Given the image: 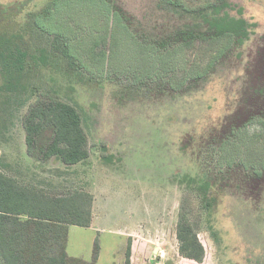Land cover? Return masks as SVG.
Segmentation results:
<instances>
[{
	"label": "rangeland",
	"instance_id": "obj_1",
	"mask_svg": "<svg viewBox=\"0 0 264 264\" xmlns=\"http://www.w3.org/2000/svg\"><path fill=\"white\" fill-rule=\"evenodd\" d=\"M52 1L0 0V170L93 195L71 257L97 243L96 264H126L134 241L132 264H264V0H63L42 30ZM50 96L81 113L88 159L44 160L51 129L28 152L24 117ZM183 214L201 263L180 255Z\"/></svg>",
	"mask_w": 264,
	"mask_h": 264
},
{
	"label": "trees",
	"instance_id": "obj_2",
	"mask_svg": "<svg viewBox=\"0 0 264 264\" xmlns=\"http://www.w3.org/2000/svg\"><path fill=\"white\" fill-rule=\"evenodd\" d=\"M61 1L53 0L36 13L34 24L43 30L42 20L49 19ZM118 17L121 18V15L118 14ZM244 25V20L233 19L224 27L233 36V41H237L241 38ZM217 29L223 31L220 26ZM23 125L29 153L38 147L42 134L51 129L53 135L50 140L40 147L44 160L57 156L63 163L74 165L89 158L88 137L81 113L74 105L51 96L48 100L39 99L30 106ZM92 206L93 195L90 193L75 191L49 195L35 187L22 185L0 170L1 261L3 264H96L99 253L97 243L91 262L71 257L67 252L69 226L90 227ZM177 238L182 257L198 263L204 261V244L186 214L181 215L178 221ZM126 254V264H131V242Z\"/></svg>",
	"mask_w": 264,
	"mask_h": 264
},
{
	"label": "crops",
	"instance_id": "obj_3",
	"mask_svg": "<svg viewBox=\"0 0 264 264\" xmlns=\"http://www.w3.org/2000/svg\"><path fill=\"white\" fill-rule=\"evenodd\" d=\"M93 213H94V212L92 211V215H93ZM92 219H93V217H92ZM130 238H132V237H130ZM130 238H129V239H130ZM133 250H134V241H133V243H132V251H133ZM133 253H134V251H133ZM133 253H132V255H133ZM132 255H131V256H132ZM131 260H133V258H132ZM125 261H126V260H125ZM121 263H122V262H121ZM131 264H132V261H131Z\"/></svg>",
	"mask_w": 264,
	"mask_h": 264
}]
</instances>
